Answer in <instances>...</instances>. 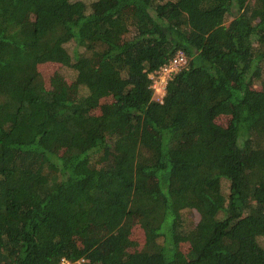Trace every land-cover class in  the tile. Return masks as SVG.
I'll return each mask as SVG.
<instances>
[{"label": "trees", "instance_id": "trees-1", "mask_svg": "<svg viewBox=\"0 0 264 264\" xmlns=\"http://www.w3.org/2000/svg\"><path fill=\"white\" fill-rule=\"evenodd\" d=\"M62 258L264 264V0H0V264Z\"/></svg>", "mask_w": 264, "mask_h": 264}, {"label": "built area", "instance_id": "built-area-1", "mask_svg": "<svg viewBox=\"0 0 264 264\" xmlns=\"http://www.w3.org/2000/svg\"><path fill=\"white\" fill-rule=\"evenodd\" d=\"M186 60L187 58L184 52L182 50H177L169 62L162 65L156 73L151 74V77L153 78L152 87L154 88V97L156 99L162 100L165 93V84L167 79L173 72H176L180 67H182L186 63ZM69 263V260L62 258L57 264Z\"/></svg>", "mask_w": 264, "mask_h": 264}, {"label": "rangeland", "instance_id": "rangeland-1", "mask_svg": "<svg viewBox=\"0 0 264 264\" xmlns=\"http://www.w3.org/2000/svg\"><path fill=\"white\" fill-rule=\"evenodd\" d=\"M87 1H88V0H87ZM53 70H56V66H54ZM223 188H224V191H226V190H227V189H226V185H225V186H223Z\"/></svg>", "mask_w": 264, "mask_h": 264}]
</instances>
